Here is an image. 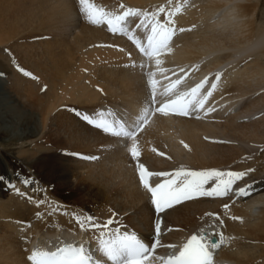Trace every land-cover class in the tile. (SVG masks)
Here are the masks:
<instances>
[{
	"label": "bare ground",
	"instance_id": "bare-ground-1",
	"mask_svg": "<svg viewBox=\"0 0 264 264\" xmlns=\"http://www.w3.org/2000/svg\"><path fill=\"white\" fill-rule=\"evenodd\" d=\"M91 2L113 15L122 11L121 4L144 11H156L162 6L171 13L175 27L184 31H177L169 43L170 50L160 54L161 73L155 59L141 53L127 35L112 34L106 26L89 23L79 11L78 0H0V47L15 38L14 42H21L25 36L26 40L41 37L33 41V52L38 56L32 61L22 59L28 71L23 67L24 72L20 71L18 62L0 48V74L6 73L11 81L8 88L15 96L37 109L40 127L35 116L23 109V103L11 92L2 90L7 77L0 75V128L8 124L16 130L33 124L35 128L17 139L20 146L29 143L20 155L26 157L36 178L48 184L42 186L46 200L37 203L38 190L32 191V183H22L19 173H14L10 179L0 167V177L5 178L0 183V264H33L27 259L32 251L54 252L68 244H83L93 262L106 261L99 251V232L81 230L72 216L77 211L51 200L49 184L55 183L69 198L85 202L101 223L113 213L102 207L103 202L109 200L104 190L85 186L84 194H69L73 190L67 179L70 164L58 149L65 138L60 139L59 135L49 141L45 140L47 136L39 138L52 119L56 123L55 131L66 133V141L75 153L93 157L91 159L98 156L95 162L85 161V167L93 169L90 173L97 168L110 173V179L118 186L116 192L125 200V207L133 210L125 216L123 221L129 224L124 222V227L129 232L134 231L131 226L134 224L145 229L147 233L135 231L143 239L161 218L159 213L153 212L149 193L139 183L129 155L128 149L135 143L141 154L140 162L158 164V168L164 165L161 169L177 168L174 163L182 161L198 170L229 166L236 171L253 169V175L264 173V152L259 153L256 146L258 143L264 146V21L258 19V1ZM164 18L165 14H161L160 19ZM137 22L136 18H130L124 24L146 46L150 30L136 29ZM29 42L21 43L23 50ZM25 72L36 73V76L33 78ZM150 72L156 73L158 103L182 96L206 77L207 83L198 93L200 97L207 95L213 83H217V87L208 96L204 110L188 117L153 111L140 130L133 127L145 109L152 108L147 84ZM217 73L221 74L218 82ZM181 77L173 93L164 91ZM72 105L95 119H100V113H104L106 118L123 123L137 135L127 138L105 133L86 123L81 116L69 114ZM209 108L214 110L206 111ZM243 117L247 118L244 122L240 120ZM249 119L252 122H245ZM0 134L10 136L7 130H0ZM217 137L235 138L245 145L221 146L211 139ZM249 144L254 146L251 152ZM85 152L94 155H85ZM244 180L238 181L226 197L196 198L166 210L168 222L161 220V232L167 236H161L160 241L170 242L174 247L162 245L155 255L166 257L178 253L192 234L216 232L222 233L223 238L220 247L213 252L212 264H264V197L249 200L237 196L236 189L244 187L239 182L242 184ZM157 182L159 178L153 177L151 183ZM10 185L19 189V193ZM261 191L264 194V187ZM225 204L229 205L227 210L223 207ZM199 220L202 222L198 223Z\"/></svg>",
	"mask_w": 264,
	"mask_h": 264
},
{
	"label": "snow or ice",
	"instance_id": "snow-or-ice-1",
	"mask_svg": "<svg viewBox=\"0 0 264 264\" xmlns=\"http://www.w3.org/2000/svg\"><path fill=\"white\" fill-rule=\"evenodd\" d=\"M78 3L80 5L79 11L83 13L84 18L89 23L106 26L112 34L127 35L128 39L135 44L141 53L150 59H155L157 69L163 73V69L159 67L162 63L159 58L160 54L164 50H170L168 49L169 43L177 31H184L183 28L177 29L175 27L171 13L166 12L164 7H158L156 11H144L121 4L122 11L113 15L97 7L91 0H78ZM161 14H165L163 20L160 19ZM130 18L138 20L135 24L136 29L150 30L146 46L125 26L124 22ZM20 71L24 72V69H20ZM25 75L31 76V73L25 72ZM155 75V72H150L147 81L151 90L150 103L152 108L145 109L143 116L140 117L133 128L141 130L145 125L144 121L149 120V116L153 111L164 115L171 113L185 117L191 116L193 112L198 113L204 110L208 96L217 87V83H213L207 95L200 97L198 93L207 83L206 77L189 92L184 93L177 99L158 103V81L154 79ZM220 75V73L216 74L217 82L220 79ZM181 79L183 77L172 81L164 91L173 93L176 86L181 83ZM213 110L209 108L206 111ZM77 115L81 116L86 123L101 129L105 133H112L116 136L127 138L133 135V132L126 128L123 123L106 118L104 113H100V119H95L87 113L78 112ZM128 151L135 164L139 183L150 195V203L153 206L154 213H164L166 210H171L183 202L196 198L226 197L238 181L243 180L249 172L253 171V169L231 171L213 168L207 170L179 169L167 172H153L144 163L140 162L141 154L137 143L132 145ZM159 154L161 156L164 155L162 152ZM85 158L91 159L93 157ZM153 177L159 178V182L154 185L151 183ZM4 179V177H0V183ZM22 183L27 185L33 183V181L26 177ZM10 186L15 189L14 185ZM251 187V185H246L238 188L235 194L237 196L247 195ZM15 190L19 193V189ZM29 199L31 200L32 197H29ZM36 202L43 203L44 201ZM223 207L227 210L229 205L225 204ZM74 218L81 230L90 229L99 232V251L106 258V261L97 260L93 262L88 249L83 244L79 246L68 244L64 247H58L54 252L32 251L27 257L28 261L33 262V264H106V262H111V264H212V250L220 247L223 238L222 233L216 232L211 235L207 233L192 234L183 243L178 253H172L166 257H157L155 252L158 247L162 246L160 243L161 220H156L153 231L147 237L141 239L135 231L129 232L126 227H123V222L118 220V216L115 213L103 223L91 214L84 217L75 216ZM215 218L219 219L218 216ZM211 237H220V240H215ZM168 247L174 246L168 245Z\"/></svg>",
	"mask_w": 264,
	"mask_h": 264
},
{
	"label": "rangeland",
	"instance_id": "rangeland-1",
	"mask_svg": "<svg viewBox=\"0 0 264 264\" xmlns=\"http://www.w3.org/2000/svg\"><path fill=\"white\" fill-rule=\"evenodd\" d=\"M255 1H258V19L264 21V0H255ZM26 37L27 36H25L24 37L25 39L21 40V42L20 41L19 42L18 41L14 42L15 40H17V38H15V39L11 40L10 42H8L7 44H5V46L0 47V48H3L7 53H9L11 58L18 62V66L21 67V69L25 68V70L28 71L30 69H26L27 67H25L26 65L22 63V59L23 60H30L31 59V61H32L33 57H37L38 56L37 53L33 52V47L35 46L33 41L35 40V42H36L37 40L41 39V37H36V38H34V40L31 37H29L31 40H29V39L26 40ZM25 41H30L29 44L26 46V50L27 51L22 49V44L21 43L25 42ZM29 53L30 54L32 53V55H30ZM20 60H21V62H20ZM31 70L34 71V69H31ZM0 75H2L3 78H5L4 75L7 77L6 73L5 74L1 73ZM35 76H36V73H34V74L32 73L31 74V77L35 78ZM10 83H11V81L7 77L6 84H5L6 87H4V89H2V90H4L7 93L11 92V94L14 95V93L12 92V89L10 87L8 88ZM15 99L19 100L21 103H23L22 107H23V109L26 112L32 113L35 116L36 124L40 127L41 117H40V114L37 111V109L32 107L27 102H24V99L19 98L17 95L15 96ZM69 107L72 108V109H69L68 113L71 114V115H74L75 117H80V116L77 115V113L79 111H80L79 113H85V111L79 110L78 107L75 106V105H72V106H69ZM74 108H76L77 110L74 109ZM63 109L67 110L66 107H63ZM245 117H243L240 120L241 121L243 120V122H244V120L247 119ZM250 119L248 121L246 120L245 122H249V121L252 122ZM30 128L32 130L35 127L33 126V124H28V125H26L25 128L20 127V128H17L15 130L12 126H10L8 124H3L1 126L0 130L9 131L10 132V136L8 137V136H5L3 134H0V167L6 173V175L9 176V178L12 177L14 175V173H16V174L19 173L18 175L21 176L23 180L26 177L30 178L33 181V183H32L33 186H31V187H33L32 191L34 192V191L38 190L37 194H38L39 197L38 196L35 197V198H38L36 201H43V200H46V199H45V196H44V192L42 190V186L45 187L48 184L44 180H40V179L36 178V175L34 174V170L29 166V163L26 162V159H25L26 157H24L23 155H20L21 154L20 151L22 149L27 148V147H25V145H28L29 143H26V144L20 146L19 142L17 141V139H19V137H23L24 135H26V133L30 130ZM55 129H56V123L52 119L50 121V123L47 124L46 128L40 133L41 135H39V138L47 136V138L45 139L47 141H49L50 139L54 138V136H57V135L60 136V137L58 136L60 139L61 138H65L64 139V141L66 142V143L64 142L65 145L64 144H59L58 145V149L60 151V154H62L65 158H68V161H66V162L68 164H70V171L71 172L69 171V173H68L69 177L67 179H68L69 184L71 185L73 190L70 191L69 194L72 195L74 193H77L79 195L81 193L80 195H82V194L85 193V186H90V188H98L101 191L102 190L106 191V193H107L106 195H107V198L109 200L103 202L104 203L102 205L103 209L107 208V209L113 211V213L117 214L118 220L122 221L124 223L125 221H123V220H124L125 216L127 214H129L130 212L133 213V210L132 209H127L125 207V204H124L125 200H124V198H123V196L121 194L116 192L118 190V186L115 185L113 183V181L110 179V173L108 171H100L99 168H97V170H95L96 172L94 171L93 173H90L89 171H92L93 169H89V168L85 167V164H84L85 161L95 162V161L98 160V156H97V159H86V158H84L85 156L78 155L77 153H75L76 151H74L71 147H69L70 142L66 141V139H67L66 138L67 137L66 133H64L62 130L55 131ZM135 134H136V132H133L132 136H134ZM207 138L210 140V137L207 136ZM211 139H213L214 142L216 141L215 144H218V145H221V146H223V145H229L230 146L231 144L232 145L235 144L236 146L245 145L244 143H240V141L238 139L230 138V137H228V138L227 137H217V138H211ZM256 146L260 150L259 153L264 152V146H261V144H259V143L256 144ZM252 147H254V146L249 144V148H250L249 152H251V148ZM261 149H262V151H261ZM59 151L57 150L55 152L58 154ZM86 154H92V156L94 155V153H91V152L90 153L85 152V155ZM219 154L221 155L220 152H219ZM220 157L224 158L226 156H220ZM94 158H96V157L94 156ZM101 159H103V158H101ZM180 163H182V164H180ZM174 164H176L175 166H178V167L177 168H163V169H161V167H163L164 165L163 166L159 165V168H160L159 169L157 167L158 164H153L152 165L150 163V164H145V165H146V167H148V169L150 171H153V172H159V171H166L167 172V171H173V170H179V169L198 170L196 168L189 167L187 163H185V162L183 163L182 161H177ZM72 166H73L74 170H73ZM110 166L111 165L109 164L108 166H105V167H106V169H109ZM166 166H168V165L166 164ZM93 167L94 166H92L91 168H93ZM179 167H181V168H179ZM228 167L229 166L221 167V168L220 167H215V169L236 171L235 168H232V167L228 168ZM209 169H213V168H209ZM199 170H203V169H199ZM204 170H207V169H204ZM254 175H253V173L249 172L248 175L244 178L245 180L243 181V183L241 184V182H239V184L244 186V187L246 185H251L252 186L251 189L248 191L247 196L246 195H242L243 197H241V198L253 200V199H261V198L264 197L263 191H261V189L264 187L263 186L264 185V173L254 174ZM10 179H9V181H12ZM49 185H50L49 186L50 188L48 190L52 191L51 194H50V196H52L51 200L53 199V201H55L56 204H59L60 206L67 207L68 209H70L72 211H77L76 213L80 212L78 214V216H81V217L85 216V211H87V213L89 212L88 214H91L94 217H96V214L93 211H90L87 208V206L85 205V202H83L82 200H80L79 198H76V197H73V198L70 197L69 198V196L67 195L66 192H64V193H63V191L61 192L59 187L55 186V183H53L52 185L51 184H49ZM25 189H27V188H25ZM233 189H235V188L233 187ZM41 190H42V192H41ZM115 192H116L117 196L114 195ZM53 193H54V195H53ZM261 193H262V195H261ZM32 194L33 193H31L30 195H32ZM60 194H61V196H60ZM47 206H49V204ZM76 213L72 214V216H74V217H75V215L77 216ZM87 213H86V215H88ZM159 215H160L161 220L164 223L168 222L167 214L159 213ZM47 216L50 217L51 213L48 212ZM133 216H135V215H133ZM105 218L108 219L109 216H106ZM201 222H202V220L198 221V223H201ZM126 224H129V223L125 222V225ZM125 225L123 224V227ZM131 226H133V230L136 231L137 233L138 232L140 233L142 231H145L147 233V231L145 229L143 230V228L137 226L136 224L131 225ZM113 227H114V225H113ZM164 234L165 233L162 234V232H161L160 238H161V236L162 237L167 236V233L165 235ZM160 243H161V245H164L165 248L168 247V245H170V242L163 243V242L160 241Z\"/></svg>",
	"mask_w": 264,
	"mask_h": 264
},
{
	"label": "water",
	"instance_id": "water-1",
	"mask_svg": "<svg viewBox=\"0 0 264 264\" xmlns=\"http://www.w3.org/2000/svg\"><path fill=\"white\" fill-rule=\"evenodd\" d=\"M212 239H215V240H217V239H216V237H212Z\"/></svg>",
	"mask_w": 264,
	"mask_h": 264
}]
</instances>
